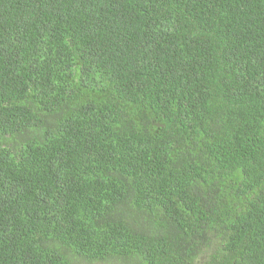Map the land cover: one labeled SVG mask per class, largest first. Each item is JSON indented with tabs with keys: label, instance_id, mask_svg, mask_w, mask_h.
Segmentation results:
<instances>
[{
	"label": "trees",
	"instance_id": "16d2710c",
	"mask_svg": "<svg viewBox=\"0 0 264 264\" xmlns=\"http://www.w3.org/2000/svg\"><path fill=\"white\" fill-rule=\"evenodd\" d=\"M0 264H264V0H0Z\"/></svg>",
	"mask_w": 264,
	"mask_h": 264
}]
</instances>
